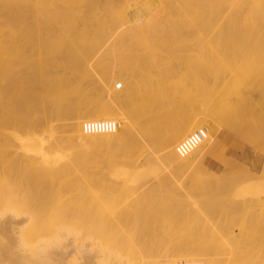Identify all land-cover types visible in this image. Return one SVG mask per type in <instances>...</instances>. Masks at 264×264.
<instances>
[{"label": "bare ground", "instance_id": "bare-ground-1", "mask_svg": "<svg viewBox=\"0 0 264 264\" xmlns=\"http://www.w3.org/2000/svg\"><path fill=\"white\" fill-rule=\"evenodd\" d=\"M234 1L0 0V264L61 224L80 234L54 264H264V146L257 174L204 164L257 133L225 64L264 4Z\"/></svg>", "mask_w": 264, "mask_h": 264}, {"label": "rangeland", "instance_id": "rangeland-1", "mask_svg": "<svg viewBox=\"0 0 264 264\" xmlns=\"http://www.w3.org/2000/svg\"><path fill=\"white\" fill-rule=\"evenodd\" d=\"M240 0L234 1L232 5V11L237 9V5ZM264 4V0H262ZM246 39L243 44L235 45L234 51L237 52V56L232 62L225 64L228 67V76L234 78V92L235 96H241L249 103L251 108L252 128L255 127V143L250 146L245 143L238 136H233L236 141H242L245 146V150L249 149L248 155L233 156L230 151L236 150L238 142L225 141L218 145L216 150L217 157L215 159H206L204 164L209 166L212 171L219 174L224 172V165L222 163L223 158L229 156L239 160L240 164L243 162L245 165L252 169L255 174L260 173L261 168L256 164H253L263 154L261 153V146H264V25L253 24L246 29ZM221 133L225 132V129L220 128ZM246 154V153H245ZM224 156V157H221ZM241 166V165H240ZM247 181V176L243 170L236 175V183L240 186L243 182ZM256 226L258 228L254 243L258 245L260 251L264 249V234L262 233V211L257 210L254 217Z\"/></svg>", "mask_w": 264, "mask_h": 264}, {"label": "clouds", "instance_id": "clouds-1", "mask_svg": "<svg viewBox=\"0 0 264 264\" xmlns=\"http://www.w3.org/2000/svg\"><path fill=\"white\" fill-rule=\"evenodd\" d=\"M9 213L17 217L13 212H8L6 214ZM6 214H3V216ZM79 234L76 226L72 224H61L56 227L53 234L35 242H26L18 237L17 245L11 254L14 255L18 253L22 257V264H54V260L50 253L54 250H65L64 245L66 242L70 238L73 239V241L76 240Z\"/></svg>", "mask_w": 264, "mask_h": 264}, {"label": "built area", "instance_id": "built-area-1", "mask_svg": "<svg viewBox=\"0 0 264 264\" xmlns=\"http://www.w3.org/2000/svg\"><path fill=\"white\" fill-rule=\"evenodd\" d=\"M117 127L116 123L113 121H99L96 123H85L83 128L84 131H113ZM205 137V132L203 129L191 134L178 145V152L187 153L192 150L199 142ZM179 264V263H178ZM191 264V263H183Z\"/></svg>", "mask_w": 264, "mask_h": 264}]
</instances>
